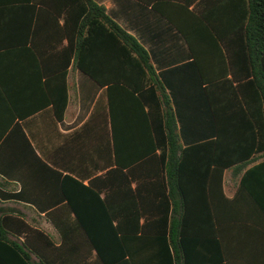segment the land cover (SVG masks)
Masks as SVG:
<instances>
[{
    "label": "trees",
    "instance_id": "trees-1",
    "mask_svg": "<svg viewBox=\"0 0 264 264\" xmlns=\"http://www.w3.org/2000/svg\"><path fill=\"white\" fill-rule=\"evenodd\" d=\"M41 5L64 18L58 30L61 40H69L67 46L42 54L43 74L53 75L44 84L45 103H52L62 119L72 64L99 84L117 81L112 78L115 73L125 83L129 76L142 75L144 87L148 85V92L154 94L145 97L151 109L154 151L140 154L143 158L136 162H120L99 179L98 189L96 182L85 186L66 177L62 183L66 204L47 213L61 235L60 244L29 223L22 211L0 205V264H196L194 246L208 239L194 234L201 203L204 208L212 205L208 222L220 223L227 206L232 223L228 230L236 244L234 260L228 264H264V163L245 173L233 198L223 190L226 169L241 171L249 157L264 151L263 111V125L250 127L243 126L240 115L237 120L228 116L236 101L248 108L252 101L264 105V44H246L251 70L244 82L209 79V44L202 59L195 57L189 65L163 73L162 82L140 44H99L104 50L97 49L98 44H84L101 28L134 42L112 22L104 6L94 0H41ZM183 9L192 23L194 13ZM248 26L250 34L264 31V0H248ZM189 47L195 55L194 44ZM193 66L201 76L200 95H194L197 82L189 71ZM8 100L12 123L20 111L16 98ZM182 138L193 143L183 146ZM129 218L135 223H127ZM215 244L218 252L212 253L216 256L212 263L221 264L228 256L222 242ZM93 252L96 259L88 262Z\"/></svg>",
    "mask_w": 264,
    "mask_h": 264
},
{
    "label": "crops",
    "instance_id": "crops-1",
    "mask_svg": "<svg viewBox=\"0 0 264 264\" xmlns=\"http://www.w3.org/2000/svg\"><path fill=\"white\" fill-rule=\"evenodd\" d=\"M94 1L106 8L107 16L134 42H127L116 33L110 35L101 28L84 44H98L96 47L101 50L104 48L99 44H140L149 53L162 82L163 73L183 68L196 58L202 59L206 44H209V79L216 82L236 78L244 82L251 70L246 44H264L263 30L248 32V0ZM183 8L194 13L192 23ZM58 16L56 11L41 5V0H0V44H4L0 47V132H5L0 139V181L3 183L0 205L22 211L35 227L52 226L58 237L51 229L38 228L60 244L61 235L47 213L66 204L62 195L64 179L72 177L85 186L96 182L98 189L99 179L121 165L120 162H136L143 158L140 154L152 153L154 132L145 97L152 98L154 94L148 92V85L144 87L146 80L142 75L129 76L125 83L118 81L121 75L115 73L116 77L112 78L117 81L99 84L72 64L67 76L69 101L59 119L54 105L45 103L44 84L53 75L42 72V54L69 44L68 38L61 40L58 27L63 25L64 18L58 19ZM189 44H194L195 55ZM189 71H192V80L197 82L194 95H200L201 76L195 66ZM150 84L154 86L155 82L152 80ZM8 98H16L20 111L12 123ZM262 111L264 105L259 103L252 101L248 108L236 101L229 107L228 116L230 120H237L240 115L243 126L250 127L263 125ZM181 142L183 146L193 143L184 138ZM248 160L241 171L235 167L225 170L223 190L227 198L236 195L248 170L264 163V151H258ZM131 187L135 189L136 184ZM203 205L196 212L194 234L208 239L197 241L194 246L195 263L213 264L216 256L213 258L212 253L218 252L215 244L218 241L228 256L221 264L233 262L236 244L228 230L232 223L228 221L226 204L220 223L208 222L212 205L208 208ZM143 222L141 219L140 223ZM127 223H135V218H129ZM95 259L96 252H93L87 260L94 262Z\"/></svg>",
    "mask_w": 264,
    "mask_h": 264
},
{
    "label": "rangeland",
    "instance_id": "rangeland-1",
    "mask_svg": "<svg viewBox=\"0 0 264 264\" xmlns=\"http://www.w3.org/2000/svg\"><path fill=\"white\" fill-rule=\"evenodd\" d=\"M38 227L46 230V231H49V229H51V231L56 235V237H58V233L55 231V229L50 226V225H38Z\"/></svg>",
    "mask_w": 264,
    "mask_h": 264
}]
</instances>
